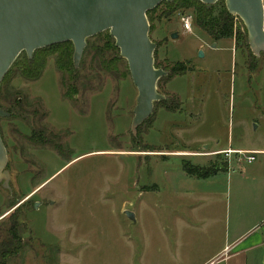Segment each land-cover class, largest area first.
I'll return each mask as SVG.
<instances>
[{
	"label": "rangeland",
	"instance_id": "obj_1",
	"mask_svg": "<svg viewBox=\"0 0 264 264\" xmlns=\"http://www.w3.org/2000/svg\"><path fill=\"white\" fill-rule=\"evenodd\" d=\"M166 7L161 3L147 17L154 66L189 62L190 68L157 86L178 98L180 109L155 104L136 136L138 93L127 62L121 61L116 79L91 72V57L82 56L85 82L69 100L54 56L37 81L13 68L5 94L20 97L27 110L40 104L47 113L41 124L62 134L71 154L28 142L36 122L30 116L15 110L13 118H0L11 188L0 184V236L13 214L23 224V251L9 264H223L220 251H233L235 230L262 222L264 154L253 155V162L248 155L236 162L234 154L229 163L210 149H264V53L251 73L249 45L213 43L194 21L188 32L181 17L193 18V9L166 16ZM184 163L211 176H190Z\"/></svg>",
	"mask_w": 264,
	"mask_h": 264
},
{
	"label": "water",
	"instance_id": "obj_2",
	"mask_svg": "<svg viewBox=\"0 0 264 264\" xmlns=\"http://www.w3.org/2000/svg\"><path fill=\"white\" fill-rule=\"evenodd\" d=\"M164 1L173 0H0V84L20 54L31 59L35 51L60 43L73 44V63L78 68L86 41L109 31L137 89L131 125L136 136L152 115L154 103L165 99L157 85L167 72L154 66L156 44L149 37L147 18V12ZM198 1L211 7L221 0ZM224 3L228 13L243 22L250 51L259 57L264 53L262 0ZM10 116L0 108V118ZM7 166V150L0 135V184L11 191ZM127 216L131 214L127 212Z\"/></svg>",
	"mask_w": 264,
	"mask_h": 264
},
{
	"label": "trees",
	"instance_id": "obj_3",
	"mask_svg": "<svg viewBox=\"0 0 264 264\" xmlns=\"http://www.w3.org/2000/svg\"><path fill=\"white\" fill-rule=\"evenodd\" d=\"M162 3L167 5L166 10L162 12V15L166 16L179 9H193L194 28L204 33L213 43L223 40H234L236 48L248 50L247 32L245 30L242 33L240 30H236L235 17L228 13L224 0L217 2L211 7H208L198 0H173L172 2L164 1ZM151 14L152 11L147 12V17ZM73 53V44L71 42H65L37 50L34 52L31 59H29L27 55L22 57V54H20L0 84V108L11 115L9 118H13V116L16 115L15 110H18L21 114H24L25 117L30 116L37 122H33L34 124L31 126L30 135L26 137V140L37 147L53 150L62 157L69 156L71 150L64 144V136L62 134H56L51 129L41 124L43 118L47 115V113L43 111V107L40 104H36L35 109L31 108L27 110V108H24L23 101L20 97L13 94H5L4 89L6 88V83L14 67L19 66V75L24 80L30 82L37 81L45 69L47 59L54 56L56 68L61 75L60 85L63 89V96L68 100L72 99V97L74 99V96L76 97L78 94L79 86L81 83H84L85 80L81 78L80 68H75L74 66ZM82 56L87 58L91 57L93 65V68L90 70L91 72L97 69V71L101 73L120 79L118 75L119 66L121 61L125 60L120 58L119 49L115 46V40L111 37L109 31L89 38L86 41V47ZM255 60L256 57L251 53L246 62L247 70L251 73L257 69ZM94 66H96V68ZM155 68L157 69L159 67L155 66ZM189 68V62H177L172 66L164 68L163 70L167 72V76L162 77L158 81V85L162 80L167 84L168 81L176 76L185 75ZM83 90L86 89L84 88ZM3 102L10 108L4 109L2 105ZM155 104L162 106L168 111L180 109V102L175 96L166 95L164 100L155 102L154 107ZM183 170L188 175L200 179L209 178L211 176L203 167L193 166L189 163L183 164ZM16 215L17 214L12 215L9 226L7 229L5 228L6 226L3 227L2 236H0V264H9L24 248L23 239L19 234V228L23 224H19Z\"/></svg>",
	"mask_w": 264,
	"mask_h": 264
},
{
	"label": "crops",
	"instance_id": "obj_4",
	"mask_svg": "<svg viewBox=\"0 0 264 264\" xmlns=\"http://www.w3.org/2000/svg\"><path fill=\"white\" fill-rule=\"evenodd\" d=\"M207 146L206 148H208ZM210 148V147H209ZM212 156H218V155H225V152L231 151V152H245L246 158L247 157H253L256 154H264V149H244V148H237V149H231V148H218V149H210ZM237 155L238 158H236V162H240V156L236 153H232L227 158L229 163H232V157L233 155ZM231 167V166H230ZM229 170V169H228ZM264 212V211H263ZM261 225L262 227L259 228ZM255 226H259L256 228L255 232L253 233V230ZM245 227L246 226H242ZM236 235L235 239L233 241V251L229 253L230 248H223L220 253H222V260L224 261L223 264H264V216L262 219V222L256 223L252 227L248 228L246 232H244L241 229L235 230ZM228 251H227V250ZM227 253V256H225V253Z\"/></svg>",
	"mask_w": 264,
	"mask_h": 264
},
{
	"label": "built area",
	"instance_id": "obj_5",
	"mask_svg": "<svg viewBox=\"0 0 264 264\" xmlns=\"http://www.w3.org/2000/svg\"><path fill=\"white\" fill-rule=\"evenodd\" d=\"M262 6H263V15H264V0H262ZM193 22V18L192 16H185L183 15L181 17V23L183 25V28L188 31V32H191V24ZM263 29H264V19H263ZM232 153H236L240 156V159L242 156L246 155L245 152H241V151H238V152H231V151H228V152H225V156H229L231 155ZM248 161H252L253 160V157H247L246 158Z\"/></svg>",
	"mask_w": 264,
	"mask_h": 264
}]
</instances>
